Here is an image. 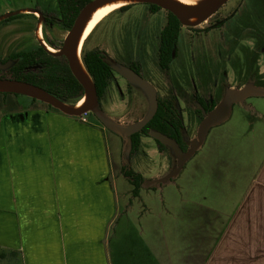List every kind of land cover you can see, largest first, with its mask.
<instances>
[{
  "label": "rangeland",
  "instance_id": "374dc122",
  "mask_svg": "<svg viewBox=\"0 0 264 264\" xmlns=\"http://www.w3.org/2000/svg\"><path fill=\"white\" fill-rule=\"evenodd\" d=\"M37 8L51 13L57 10V4L55 0H0V19L15 11ZM238 10L223 28L215 29L218 22ZM21 14L28 13L23 11ZM13 17V20L0 23L1 61L13 53L41 45L35 34L41 24L33 19L39 16ZM167 18L166 11L154 14L146 5L115 12L93 32L87 50L98 49L105 53L114 70L100 108L112 123L110 127H101L105 132L110 175L114 179L120 212L133 198L132 187L122 169L139 173L145 180L140 197L132 200V208L127 213H131L134 221V236L138 238L136 233L141 236L151 254L146 264H205L216 251L244 199L251 191L264 194V186L255 188L264 168V97H251L243 104L235 105L230 118L209 131L201 148L179 174L162 183L177 168V157L170 148L160 153L151 136L142 138L138 153H131L126 130L147 117L152 105L149 94L120 72L130 74L133 64L139 65L143 79L156 89L158 98L168 99L181 107L185 145L190 150L192 142L198 139L201 124V118L195 112V94L205 99L217 98L211 87H201L200 93L195 90L199 89L202 80L216 77L218 69L228 62L226 69L231 85L225 91L231 87L237 90L241 84L237 77L240 65L250 62L249 44L244 43V49L239 41L255 38L259 40V46L264 45V0H229L212 19L191 27L184 26L177 58L168 74L158 66L160 33ZM41 29L45 42L50 41L59 53L69 32L60 24L52 28L42 24ZM243 52L247 53L245 61ZM258 65L264 73V59ZM179 83L184 86L183 95L170 86ZM28 103L31 101L25 98L0 95V116ZM128 235L125 231L119 233L117 244L120 249L127 250ZM126 250L121 253L124 257L120 258V264H132L126 259Z\"/></svg>",
  "mask_w": 264,
  "mask_h": 264
},
{
  "label": "crops",
  "instance_id": "0c3cea01",
  "mask_svg": "<svg viewBox=\"0 0 264 264\" xmlns=\"http://www.w3.org/2000/svg\"><path fill=\"white\" fill-rule=\"evenodd\" d=\"M29 104L0 116V263L120 264L125 231L126 259L146 264L127 213L137 198L119 211L103 128ZM252 192L205 264H264V194Z\"/></svg>",
  "mask_w": 264,
  "mask_h": 264
},
{
  "label": "trees",
  "instance_id": "16d2710c",
  "mask_svg": "<svg viewBox=\"0 0 264 264\" xmlns=\"http://www.w3.org/2000/svg\"><path fill=\"white\" fill-rule=\"evenodd\" d=\"M89 1L90 0H57L58 10L50 14L48 22L54 26L60 24L69 32L74 26L80 12L89 3ZM137 5L146 4L129 5L116 12H126L133 6ZM146 6H149L151 12L154 14L162 10L154 5ZM167 15V23L160 33L158 66L163 73L168 74L171 65L175 60L178 42L184 26L171 13L167 12ZM13 19L14 17L3 21V23ZM92 34L85 41L82 50V60L94 82L101 107L102 100L112 83L114 70L107 62L105 53L98 49L87 50V43ZM49 45L54 46L52 43H49ZM9 62H11L12 65L7 70L0 71V79H11L40 87L69 106L78 105L84 97L83 88L71 73L67 60L64 57H58L50 54L39 44L31 50L11 54L7 60H0V65L4 66ZM133 68L138 74H140L139 65L133 64ZM0 95L25 98L30 100L33 104H39L47 109L61 114L59 111L48 105L39 103L36 100L24 96L13 93H0ZM198 103L204 107L207 112L212 111L216 106V104H213L210 108H207L201 98L198 99ZM176 113L177 109L170 100L159 99V110L155 118L144 128L142 132L130 137L132 146L131 153H138L142 146V138L150 137L151 133H160L169 139L176 141L182 151L187 152L188 150L182 134L184 125ZM89 121L93 125L102 126V124L93 115H89L88 122ZM155 142L158 145L160 153H164L169 149L168 147L161 145L158 141ZM122 173L124 178L132 187V197H140L145 182L144 177L141 174L132 170H127L126 168L122 169Z\"/></svg>",
  "mask_w": 264,
  "mask_h": 264
},
{
  "label": "water",
  "instance_id": "95a60500",
  "mask_svg": "<svg viewBox=\"0 0 264 264\" xmlns=\"http://www.w3.org/2000/svg\"><path fill=\"white\" fill-rule=\"evenodd\" d=\"M112 1L114 0H94L87 4L80 12L78 18L74 23V26L69 31L61 51H59V53H51L54 56L64 57L67 60L71 73L83 88V99H87L84 107L77 109V105L69 106L67 104H64L62 101L49 94L45 90L41 89L40 87L11 79H0V93H13L36 100L40 103L52 107L53 109L68 117L83 118L84 116L92 114L102 125H104L105 127H110V124L112 123L100 109V99L96 87L82 60V50L84 45L82 47L80 56L78 57L77 44L87 18L96 9ZM137 1L139 3L136 4L157 6L160 9L174 15L183 26L191 27L195 25L190 23V20L192 18H198V23L206 22L229 0H206L205 2L197 6L181 5L171 0ZM21 12L22 11H18L12 14H7L3 19H0V22L14 15H19L21 14ZM29 12L38 14L40 19L42 18V14L37 11L30 10ZM11 64L12 63L9 62L4 66L0 65V71L7 70L11 66ZM82 65L85 69V72L82 68ZM120 74L128 81L139 84L149 94L152 105L151 111L147 117L126 130V134L130 138L133 135L142 132L144 128L155 118L159 110L158 94L156 89L138 74H128L125 72H120ZM251 97H264V88L246 86L245 88L240 90H228L221 102L215 107L213 111L208 114L204 112L205 117L198 129V139L197 141L192 142L191 148L187 152H183L176 141H173L160 133H151L150 135L155 141H158L161 145L172 149L173 153L177 157V168L173 170L168 177L164 178L162 180V183H166L169 179L179 174L187 161L190 160L197 152V150L202 146L209 131L216 126L223 124L230 118L234 104L241 103ZM110 181L113 183L114 179L110 177Z\"/></svg>",
  "mask_w": 264,
  "mask_h": 264
},
{
  "label": "flooded vegetation",
  "instance_id": "af4514ba",
  "mask_svg": "<svg viewBox=\"0 0 264 264\" xmlns=\"http://www.w3.org/2000/svg\"><path fill=\"white\" fill-rule=\"evenodd\" d=\"M55 1H56V4H57V10H58V2H57V0H55ZM92 1H94V0H90L89 3L92 2ZM122 8H120V9H122ZM120 9H118V10H120ZM118 10L113 11L110 15H112L113 13H115ZM239 10L233 16L229 15L230 17H227L226 20L221 21V22H218L217 23V27H215V29L223 28V26L226 25L225 23H227L230 19L234 18V16L239 12ZM19 11H22V12L24 11V12L30 14V15H28V14H25V15L19 14L22 18H23V16H34L35 17V15H38V14L30 13L29 11H27V9H23V10H19ZM34 11H37V12L41 13L42 14V18L41 19H40V17H38V18H36V17L35 18H33V17H26V18H33L34 20L38 21L41 25L43 24L44 26H48L49 28H52L54 26L53 24H51L50 22H48V20L50 19V14L52 12L51 13H48V11H42V10H40L38 8L37 9H34ZM217 13H218V11L210 19H212L213 17H215L217 15ZM10 14H12V13H10ZM110 15H108L107 18ZM8 19H10V18H8ZM8 19H5V20H8ZM2 22L3 21H1L0 23H2ZM41 25L38 28V31L35 33V34H37V36H38V38H39V40L41 42V46H43L45 48V50H47L49 52L56 53V51L53 49L54 46L49 45V43H51V42L48 41V40H46V42H45V40L43 39ZM258 42H259V40L255 39V38L254 39L253 38L252 39H249L248 41H244V38H242L239 41V43H240L239 45L242 46L244 49H245V46L243 44L244 43H248L249 44L250 47L248 48V51H249L248 59L250 60V62L244 60V58L247 59V53H244L243 52V54H246L245 56L243 55V60L245 61V65H244V63H243V65L241 63V65H240V68H241L240 69V72L238 71L239 74H237L238 75L237 77H240V83H241L240 86L237 88V90L243 89L246 86H254L256 88H264V73L260 72L259 65H258V63L260 62V60L261 59H264V45L263 46H261V45L259 46L257 44ZM178 45H179V42H178ZM47 46H49L50 48H52L53 51H50ZM178 50L179 49H178V46H177V52H178ZM176 58H177V54H176L175 59ZM241 60H240V62H241ZM226 65H223L222 68H219L218 69V73L216 74V77H211L210 76L211 77L210 80H208V79L202 80L201 83H200V85H199V89L197 88L196 84H192V86L194 88H197L195 91L198 92V93H200V91H201L200 88L201 87L204 88V89H206L208 87H211V89L214 91L215 96H217V98L213 96V97H210L209 99H205L204 97H201L200 95L195 94V96H194V98H195V112L201 118V122L203 121V119L205 117L204 112L206 114H208L211 111L210 112H207L205 110V108L202 107L198 103V99L199 98L203 99L204 104H205V106L207 108H210L213 104H216V106H217L221 102V100L223 99V97L225 96V94L227 93L228 90H232V89L235 90L234 87L233 88L231 87V88H229V89H227L225 91V88L231 85L230 82H229V72H228V69H226V67H227ZM132 71L133 72H131V73L138 74L133 67H132ZM138 75L143 78V75H142V72H141V68H140V74H138ZM170 86L171 87L173 86L175 88L174 90L176 91V93H181V95H183L182 94L184 92V88H183L184 86H183V84L182 85H181V83H179V85L178 84L177 85L170 84ZM157 94H158V92H157ZM158 101H159V98H158ZM245 101H243L241 103H237V104L241 105ZM237 104H234L233 107L235 105H237ZM29 105L32 106V107H38L39 106V107L45 108V107H43V106H41L39 104L30 103ZM173 105L177 109V113L176 114H177L178 118L181 119V121H182V123L184 125V119H183V116L181 114L182 113L181 112V107L179 105H177V103L176 104H173ZM45 109H47V108H45ZM48 110H50V109H48ZM50 111H52V110H50ZM89 115H92V114H89ZM89 115H87L88 118H89ZM183 131H184V129L182 130V134H183ZM183 137H184V134H183Z\"/></svg>",
  "mask_w": 264,
  "mask_h": 264
},
{
  "label": "bare ground",
  "instance_id": "6f19581e",
  "mask_svg": "<svg viewBox=\"0 0 264 264\" xmlns=\"http://www.w3.org/2000/svg\"><path fill=\"white\" fill-rule=\"evenodd\" d=\"M175 3L181 4V5H186V6H197L200 5L201 3L205 2L206 0H171ZM139 3L137 0H114L112 2L106 3L105 5L99 7L96 9L86 20L84 23L82 33L79 37L78 44H77V54L78 57L80 56L82 47L86 41V39L92 34V32L96 29V27L105 19L107 18L108 15H110L113 11L118 10L122 7L129 6L132 4ZM198 18L194 17L190 20V23L196 24L198 23ZM50 51H53L52 48L47 46ZM49 52V51H48ZM53 53V52H49ZM82 68L85 72V69L82 65ZM89 78V77H88ZM87 99L84 98L82 99L78 105L77 109H80L84 107L86 104Z\"/></svg>",
  "mask_w": 264,
  "mask_h": 264
},
{
  "label": "built area",
  "instance_id": "2783aa9c",
  "mask_svg": "<svg viewBox=\"0 0 264 264\" xmlns=\"http://www.w3.org/2000/svg\"><path fill=\"white\" fill-rule=\"evenodd\" d=\"M85 117V116H84ZM84 119V118H83ZM84 122H86V119H84Z\"/></svg>",
  "mask_w": 264,
  "mask_h": 264
}]
</instances>
